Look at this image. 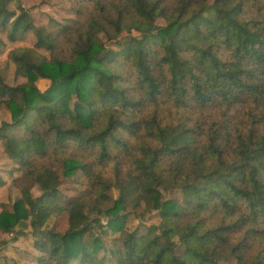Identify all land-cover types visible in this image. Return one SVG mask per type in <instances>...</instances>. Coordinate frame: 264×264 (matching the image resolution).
<instances>
[{"label":"trees","instance_id":"trees-1","mask_svg":"<svg viewBox=\"0 0 264 264\" xmlns=\"http://www.w3.org/2000/svg\"><path fill=\"white\" fill-rule=\"evenodd\" d=\"M12 1L0 32L35 42L8 54L24 82L0 69L21 195L0 234L30 227L35 264H264V0H73L84 17L46 25ZM52 160L89 195L62 200ZM44 172L57 184L34 197ZM128 200L160 223L129 230ZM62 214L66 228L49 227Z\"/></svg>","mask_w":264,"mask_h":264},{"label":"rangeland","instance_id":"rangeland-1","mask_svg":"<svg viewBox=\"0 0 264 264\" xmlns=\"http://www.w3.org/2000/svg\"><path fill=\"white\" fill-rule=\"evenodd\" d=\"M20 3L26 7L34 18L36 25H46L49 23L50 18H53L59 22H64L68 19H76L84 17L87 12L84 9V13L79 16L76 8L80 5L73 0H20ZM17 0H13L9 7L15 9L17 7ZM161 22V21H160ZM125 34H123L124 36ZM35 37L32 33H27L23 39L15 42L9 41L6 34L0 32V69L6 70V82L10 85H17L25 81L24 78L15 74L14 64L7 62L8 54L10 50L16 47H27L33 45ZM109 46L117 48L115 43H110ZM38 85L41 89H44L48 85L47 80H40ZM11 115L7 109H3L0 112V125L4 121H10ZM47 164H53L59 174V190L61 198L64 201L73 200L80 196H88L91 190L90 179L79 172L73 177H64L62 175V160L48 161ZM105 180H109L112 184L111 190L108 191L109 195L116 199L120 195V191L114 183V175L111 167H107L104 170ZM20 173L17 169L16 163H14L4 151L0 144V212L2 210H12L14 202L20 198V191L16 183L13 181V176H19ZM56 178L49 172H44L41 175L39 183L32 188V194L34 197H38L42 194V189L49 188L56 185ZM164 197L166 199L173 198L180 200L181 191L178 188H171L164 190ZM126 210H128V228L129 230L145 231L149 226L153 224H159L161 221L157 212L145 213L143 206L134 204L132 201H126ZM49 227H54L57 230H64L67 226V215L62 214L60 216H53L49 222ZM26 234L14 238L16 233L12 234H0V264H35L39 252L34 246V236L31 233V228L26 229ZM115 241L118 235H115ZM107 244L111 245V240H107ZM228 264H234V261Z\"/></svg>","mask_w":264,"mask_h":264}]
</instances>
